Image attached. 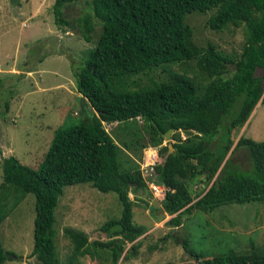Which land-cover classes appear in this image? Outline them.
Listing matches in <instances>:
<instances>
[{
    "label": "trees",
    "instance_id": "1",
    "mask_svg": "<svg viewBox=\"0 0 264 264\" xmlns=\"http://www.w3.org/2000/svg\"><path fill=\"white\" fill-rule=\"evenodd\" d=\"M81 2L87 10L75 18L79 35L90 42L95 25L98 33L82 64H71L70 70L77 93L96 114L55 128L37 168L21 164L12 155L0 163V192L13 187L20 197L29 193L34 199L33 262L28 264L56 263L53 210L62 187L76 183L113 192L120 216L101 225L107 237L103 242L88 241L80 230H65L71 257L87 254L98 260L95 264H121L127 254L135 255L140 238L135 239L145 228L132 221L134 202L128 194L144 182L128 156L123 153L126 159L121 160L122 149L101 121L126 123L139 117L149 143L159 146L162 161L154 164L153 179L164 187L160 209L170 216L165 223L171 226H179L181 217L193 209L210 211L229 203L263 201L264 140L240 136L230 150L229 133L242 126L258 100H264L263 78L256 74L264 70V0H54L53 22L59 28L67 26L64 8ZM208 10L209 29L242 27L238 52L225 54L211 43L204 47L192 43L184 15ZM190 60L194 61L191 70L208 78L201 88L185 71L167 69L177 64L184 70ZM228 66L232 72L224 76ZM158 68L166 72L163 79L140 83L139 76ZM1 90L0 79V113L4 114L9 102L2 100ZM168 128L177 139L171 152L161 145ZM180 133L185 134L183 140ZM238 148L246 151L249 172L227 157ZM195 181L201 188L192 196L186 184ZM4 217L0 212V223ZM180 245L194 264H264V255L255 252L205 257L188 250L184 239ZM9 254L0 244V264Z\"/></svg>",
    "mask_w": 264,
    "mask_h": 264
},
{
    "label": "rangeland",
    "instance_id": "2",
    "mask_svg": "<svg viewBox=\"0 0 264 264\" xmlns=\"http://www.w3.org/2000/svg\"><path fill=\"white\" fill-rule=\"evenodd\" d=\"M53 1L0 0L1 98L9 102L8 111L0 113V125L5 128L4 132L0 126V163L4 156L12 155L21 164L37 168L49 146L53 130L78 124L92 112L77 94L70 67L71 64L79 67L87 51L93 48L98 26H94L90 42L81 38L75 22V18L87 10L81 2L64 8L63 17L69 24L59 28L53 22ZM209 14L208 10L184 15V22L191 28L192 43L203 47L211 43L225 54L238 52L244 38L242 27L230 26L213 31L206 25ZM193 65L194 61L190 60L184 70L177 64L169 65L167 69L185 71L201 88L208 78L191 70ZM231 72L232 68L228 66L224 76ZM165 74L160 68L152 70L139 76L140 83L146 84L148 78L163 79ZM256 74L263 78L264 95V70H257ZM259 101L242 126L230 131V150L240 136L254 141L264 140V100L262 103ZM101 124L122 149L121 160L126 159L124 154L128 156L137 165L144 182L143 186L131 189L128 196L134 202L132 221L144 227L143 235L148 237L141 239L135 255L127 254L121 264H194L192 256L180 245L183 239L188 250L205 257L250 252L264 255V200L224 204L210 211L193 209L181 217L179 226H171L165 223L170 216L159 211L164 192L161 193L159 188L153 191L150 187L154 173L152 167L162 161L159 146L149 143L148 134L142 130L141 119L136 117L126 123L101 121ZM172 133L169 141L162 139L161 145L177 140ZM181 136L185 137V134L180 133L179 140H183ZM5 140L7 148L2 144ZM154 150L157 156L154 155L153 159L149 151ZM227 157L232 165L239 164L249 172L245 149L238 148L232 154L228 152ZM152 160L153 164L149 165ZM199 185L197 181L186 184L192 196L201 188ZM0 212L5 214L0 223V244L4 251L10 252L3 264L33 262L30 256L33 196L28 193L20 197L13 187H9L0 192ZM119 216L120 205L113 192H99L90 183L62 187L53 210L51 227L55 264H95L98 260L87 254L71 257L72 244L65 230H85L88 241L103 242L107 237L106 232L100 229L101 225Z\"/></svg>",
    "mask_w": 264,
    "mask_h": 264
},
{
    "label": "built area",
    "instance_id": "3",
    "mask_svg": "<svg viewBox=\"0 0 264 264\" xmlns=\"http://www.w3.org/2000/svg\"><path fill=\"white\" fill-rule=\"evenodd\" d=\"M184 137L181 136V139H183ZM149 153H151V156L152 158L154 159L157 155H156V151L154 150L153 151H149ZM156 155V156H154ZM153 164V160L149 163V165H152ZM154 166V165H153ZM152 171H153V167H152ZM152 179H153V175H152ZM150 187L153 191H155L157 188H159L160 192H164V187L162 185H159L157 182H155V180H151V183H150Z\"/></svg>",
    "mask_w": 264,
    "mask_h": 264
},
{
    "label": "water",
    "instance_id": "4",
    "mask_svg": "<svg viewBox=\"0 0 264 264\" xmlns=\"http://www.w3.org/2000/svg\"><path fill=\"white\" fill-rule=\"evenodd\" d=\"M246 120H247V119H246ZM171 132H172V128H168V129L162 134L163 139H164L165 141H169V140H170ZM167 149H168V152H171V151L173 150V147H172V145H171L170 143L167 145ZM159 211H161V209H160Z\"/></svg>",
    "mask_w": 264,
    "mask_h": 264
},
{
    "label": "crops",
    "instance_id": "5",
    "mask_svg": "<svg viewBox=\"0 0 264 264\" xmlns=\"http://www.w3.org/2000/svg\"><path fill=\"white\" fill-rule=\"evenodd\" d=\"M77 94H78V93H77ZM78 95H79V94H78ZM79 96H80V95H79ZM84 101H85V100H84ZM85 103H86V101H85ZM257 104H258V103H257ZM257 104H256V105H257ZM86 105H87V104H86ZM87 106H88V105H87ZM1 119H2V118H1ZM1 119H0V121H1ZM0 124H1V123H0ZM0 126H2V128H3L4 132H5V128L3 127V125H0ZM2 144L5 145V144H6V140H5V142H2ZM5 147H6V145H5ZM7 147H8V146H7ZM7 147H6V148H7ZM4 157H5V156H4ZM6 157H7V156H6ZM148 230H149V229H148ZM148 230H147V232H148ZM80 231L84 232L86 235L88 234L87 231H85V230H80ZM142 236H143L142 238H140V236H139V238H140V240H139V246H140L141 239H144L145 237H148L147 234H146V235H143V234H142ZM139 238H136L135 240H137V239H139Z\"/></svg>",
    "mask_w": 264,
    "mask_h": 264
}]
</instances>
